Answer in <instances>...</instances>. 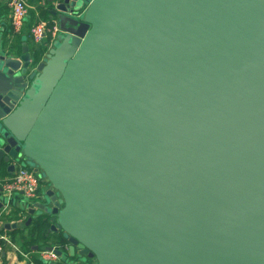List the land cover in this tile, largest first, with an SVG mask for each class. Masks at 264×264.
<instances>
[{"label": "water", "instance_id": "water-1", "mask_svg": "<svg viewBox=\"0 0 264 264\" xmlns=\"http://www.w3.org/2000/svg\"><path fill=\"white\" fill-rule=\"evenodd\" d=\"M40 5L45 53L0 37V161L45 178L52 264H264V0Z\"/></svg>", "mask_w": 264, "mask_h": 264}, {"label": "built area", "instance_id": "built-area-1", "mask_svg": "<svg viewBox=\"0 0 264 264\" xmlns=\"http://www.w3.org/2000/svg\"><path fill=\"white\" fill-rule=\"evenodd\" d=\"M10 6V18L13 33L21 34L24 31L25 23L27 22L30 5L27 0H8ZM59 25L53 20L41 19L34 23L30 29V35L35 44L43 43L48 34L53 37L59 32ZM22 160H15L16 169L8 177H0V193L2 195L3 207L0 209V254L5 252L6 246H10L21 254H25L19 245L8 236L5 231V223L8 222V217L11 215L10 208L16 199L29 200V204L38 202L42 197L40 194V187L43 177L34 171V168L24 166ZM18 197V198H17ZM53 246L52 249L47 248ZM48 246L37 248V254L42 264L62 263V256L56 251L61 249L64 252L69 251V244L49 241ZM41 248V249H40ZM30 264H38L33 258H29Z\"/></svg>", "mask_w": 264, "mask_h": 264}, {"label": "crops", "instance_id": "crops-1", "mask_svg": "<svg viewBox=\"0 0 264 264\" xmlns=\"http://www.w3.org/2000/svg\"><path fill=\"white\" fill-rule=\"evenodd\" d=\"M44 1V0H43ZM42 0H27L30 5L29 15L27 22L24 26V31L21 34L13 33L11 18H10V6L8 0H0V37L6 43L13 46L18 52L21 51L24 44L29 45L30 50L33 52L34 50L40 49L42 54L46 52V46L51 43L53 40V36L48 34L43 43L37 45L33 42L32 37L30 35L29 29L30 27L38 22L41 19L53 20L54 18L48 14L45 8H42L40 3H43ZM15 163L14 160H12ZM8 163L5 161H0V177L5 178L12 174V172L8 171ZM15 171V170H14ZM13 171V172H14ZM18 198V197H17ZM22 199H16L10 210L11 215L8 217V222L10 223H18V229L20 231L16 232V228L8 229L5 227V231L8 236L13 240V242L17 243L21 250L26 253V255L21 254L20 251L6 246L5 252L0 254V264H30L29 258H33L36 263L40 261L39 256L37 254V248L48 246L49 241H53L51 237H46L48 234V230L44 229L39 234H33L34 229L30 226L32 224H27V220L29 218V214L24 215L22 212L24 207L20 206ZM30 206V205H29ZM42 235V236H41ZM27 241L28 248L24 249L22 247V243ZM41 249V248H40ZM40 263V262H39Z\"/></svg>", "mask_w": 264, "mask_h": 264}, {"label": "flooded vegetation", "instance_id": "flooded-vegetation-1", "mask_svg": "<svg viewBox=\"0 0 264 264\" xmlns=\"http://www.w3.org/2000/svg\"><path fill=\"white\" fill-rule=\"evenodd\" d=\"M46 185H47V182H46L45 178H43V181H42V183H41V187H40V194H41V197H43V195H44V188H45ZM50 225H51V224H50ZM48 227H49V226H48ZM48 227H47V228H48ZM58 233H60V234H58V235H60L61 238H62V240H63L64 238H63L62 232H58ZM56 235H57V233H55L54 231H51V232L49 233V237H51V239L54 238ZM52 240H53V239H52ZM64 241H65V240H64ZM79 251H80V250H78V249H76V250L74 251V250H72V248H71V252H72V253H75L76 256L78 255V252H79ZM79 259H80V264H96V262H97V260H96L95 257L90 258V257H88L87 255L81 256V258H79Z\"/></svg>", "mask_w": 264, "mask_h": 264}, {"label": "rangeland", "instance_id": "rangeland-1", "mask_svg": "<svg viewBox=\"0 0 264 264\" xmlns=\"http://www.w3.org/2000/svg\"><path fill=\"white\" fill-rule=\"evenodd\" d=\"M24 166H28V167H32V168H34V166L31 164V162L29 161V160H25V159H23L22 160V162H21ZM21 198H23L22 199V201H21V203H19L20 204V206L21 205H23V206H26V205H28L29 204V200H26V198L25 197H21ZM0 199H2V195H1V193H0ZM20 199V198H19ZM23 213H24V215H26V213H27V211L25 210L24 211V209H23ZM28 215V214H27ZM32 229H34V228H36L37 227V222H36V220H33V223L31 224V226H30Z\"/></svg>", "mask_w": 264, "mask_h": 264}, {"label": "trees", "instance_id": "trees-1", "mask_svg": "<svg viewBox=\"0 0 264 264\" xmlns=\"http://www.w3.org/2000/svg\"><path fill=\"white\" fill-rule=\"evenodd\" d=\"M15 231L18 232V231H20V229L16 228ZM41 236H42V235H41ZM26 242H27V241L25 240V242L22 243V247H23L24 249H27V248H28L27 245H28L29 242H28V243H26ZM39 262H40V261H38L37 263H38V264H42L41 262H40V263H39Z\"/></svg>", "mask_w": 264, "mask_h": 264}]
</instances>
